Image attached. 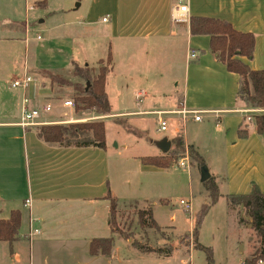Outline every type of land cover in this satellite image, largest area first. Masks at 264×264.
<instances>
[{
  "label": "crops",
  "instance_id": "1",
  "mask_svg": "<svg viewBox=\"0 0 264 264\" xmlns=\"http://www.w3.org/2000/svg\"><path fill=\"white\" fill-rule=\"evenodd\" d=\"M69 2L70 7L75 6L68 8ZM179 2L65 0L66 7L59 13L68 16L67 22L56 23L55 27L68 26V33L57 43L58 49L38 48L36 68L38 52L47 49L48 53H57L63 66L68 64L75 68L82 64L89 69L87 66L91 64L84 65L87 58L76 63L70 52L77 46L83 47L87 38L101 37L107 39V49L104 57L95 62V67L110 55L111 66L105 82L107 101L110 87L116 100L128 99L132 104L122 106L121 112L100 116L103 120H113L131 131L138 129L141 134V128L151 120L158 131V123L154 115L136 114L138 112L183 108L200 112V122L193 121L192 116L185 121L179 115H167L168 120L165 117L167 130L173 133L171 139L166 138L171 142L170 150L175 148L172 141L176 138L183 142L184 153L192 147L200 160L189 157L190 170L191 166L198 172L196 166L208 167L209 178L220 194L202 226L196 228L194 254L180 257L179 264H195L194 259L204 264L206 248L211 249L214 264H243L251 258L258 244L250 229V218L241 208L229 210L227 196L247 195L253 185L264 194V133H257L254 122L256 116H264V109L247 108L237 99L239 77L228 72L210 53L208 36H192L189 21L185 24L172 21L171 10ZM184 3L188 6L189 19H219L238 32L253 34V57L240 60L253 71H264V0H201V3L184 0ZM47 7V0H0V37L3 29L15 35L20 32L27 49L29 34L38 32L50 19ZM31 12L37 13L35 18L31 17ZM3 20L8 25L3 26ZM38 37L36 39L40 40ZM136 46L143 47L137 52L141 55L138 63L126 56L132 54ZM191 51L197 53L194 60L189 58ZM117 57L127 59L122 68H116ZM25 71L26 66L23 74ZM32 79L39 81L23 91V96H28L34 107L52 105V114L55 106L47 98V88L38 77ZM139 91L145 93V98L137 103L134 95ZM67 100L73 101L65 99L61 108L74 110L63 107ZM50 115L44 116L42 121L51 123L49 125L60 123L48 121ZM5 117L0 118V220L8 219L12 211H19L21 221L14 241L0 242V264H168L173 259L175 253L170 247L144 252L130 247L128 241L111 231L108 220L110 195L119 204L131 202L147 207L140 211H151L155 226H147L149 229H169L173 233L174 227L160 222L154 210V207L169 204L166 199L170 188L169 168L148 166L141 161L164 154L129 152L128 143L113 146L107 141L106 132L104 150L48 144L38 137L36 129L40 126L23 129L16 125L19 118L10 121ZM239 131H246L247 136L240 139ZM200 137L204 139L199 140ZM219 166L221 168H217ZM198 176L201 179L200 173ZM205 193L206 199L204 196L199 203V195L189 190L187 200L192 206L197 203L196 211L206 202ZM210 220L213 222L211 233L204 235L203 230ZM190 227L193 232L191 223ZM110 237L114 245L109 258L89 255L92 240ZM158 244H164V240Z\"/></svg>",
  "mask_w": 264,
  "mask_h": 264
},
{
  "label": "rangeland",
  "instance_id": "2",
  "mask_svg": "<svg viewBox=\"0 0 264 264\" xmlns=\"http://www.w3.org/2000/svg\"><path fill=\"white\" fill-rule=\"evenodd\" d=\"M194 3L201 0H192ZM49 7L46 9V13H51L50 19L46 21L42 28L38 32H31L28 36L27 49L24 41L21 37L22 33L19 34L13 32H7L5 29L2 30L0 37V118L5 117L6 120L16 121L19 118L20 113V103L23 96V90L21 88L12 89L10 83L13 79L21 78L23 75L24 67L26 66V71L31 78H39L41 84L44 88H47L48 96L47 98L55 106L53 113L49 116L51 122H64L66 120H85L82 122L76 123H86L93 121H103L105 125V132L107 141L109 143L118 144L122 146L123 143H128L131 145L129 152H143L146 154L158 155L160 150L157 148L156 143L163 138L171 139L172 131L169 129L165 132L156 131V125L151 120L146 123L141 128L142 133L139 134L135 130H130L127 127L116 123L113 120H103L100 116H97L93 113H75L74 110H64L61 108V103L65 99H74L76 96V91L71 86L61 85L51 81L50 76L61 77L70 81L71 84L84 83L81 79L76 78L74 73V67L71 65L68 67L64 65L62 59L57 58V53L52 51L48 53V50L40 49L38 52V68H36L35 58L37 50L40 46L50 47L51 49H58L60 47L59 43L67 35L68 26L63 28L55 27L56 23L67 22L68 16L65 14L59 13L61 10H64L66 7L65 0H47ZM29 3V1H28ZM71 2L68 3V8ZM75 6V5H74ZM73 6V7H74ZM70 7V8H73ZM37 13L31 12V17L35 18ZM22 19L25 16L24 10L21 15ZM20 17V15H19ZM49 17V16H48ZM2 25H8V22L5 20L2 21ZM19 35V36H18ZM37 36H40V40H37ZM107 39L101 37H90L87 38L83 47L80 45L75 47L73 51L70 52L71 58L75 62H81L82 59L87 58V62L91 65H88L89 70L92 76L97 75L99 66L95 67V62L103 58L107 49ZM113 46L116 48V45ZM143 49L142 46H136L132 54L126 55L127 57L134 58L135 63H138L141 56L139 51ZM67 56V55H65ZM57 58V59H55ZM25 61L26 64L25 65ZM148 61V58L146 59ZM63 63V64H62ZM127 63V59L123 61V58L117 57L116 68H122V66ZM105 65V64H103ZM78 69H84L82 64L76 65ZM91 67V68H90ZM37 76V77H35ZM117 79V78H116ZM38 79L34 81L37 82ZM108 106L109 112H121L122 106H131V101L120 102L116 100L115 93L112 92V89H108ZM36 104L35 106H37ZM70 113V114H69ZM168 120V116L166 117ZM70 124V123H69ZM72 124V123H71ZM61 125V124H56ZM136 127V126H135ZM203 136L202 134H199ZM204 139L200 137L199 140ZM138 146H136V144ZM191 170L180 169L177 167V164L172 165L169 168V183L170 188L168 192L166 191V199L169 201L168 205H162L160 208L154 207L155 216L160 222L172 225L174 227L173 233L171 230H152L150 227L141 226L138 220V213L140 209H146L147 207L138 205L137 203H117L115 214L113 215V233L116 237L121 238L125 241H128L130 247H137L144 252L143 250L147 249H157V248H171L175 254H173V259L168 262V264H179L180 257L187 258L188 255L192 256L194 253L192 250L195 249V235L192 233L193 225V214L191 216L188 213H184L177 206L178 202L181 199L187 200L189 195V190L191 189L195 196L199 195V203L202 200L206 199V191L204 183H200L202 180L199 179L198 173L200 175L206 170L208 173V167L196 168ZM221 168V166L217 167ZM205 176V175H204ZM192 177V180H191ZM201 196V197H200ZM196 202L193 203V210L196 212ZM200 208V207H199ZM149 210V209H148ZM147 211V210H144ZM145 219V217H144ZM147 219V218H146ZM148 221V220H147ZM213 221V220H212ZM242 221H244L242 219ZM169 222V223H168ZM209 223V222H208ZM213 222L208 224L203 230L204 235H209L211 233L210 228L212 227ZM149 225V224H147ZM200 225L198 228H200ZM199 230V229H198ZM177 233V234H176ZM164 240V244L159 245L158 241ZM163 243V242H161ZM172 244V245H171ZM165 245V246H164ZM171 245V246H170ZM192 251V252H191ZM189 253V254H188ZM199 252L195 254L198 256ZM193 260V257H192ZM195 264H198V261L194 259Z\"/></svg>",
  "mask_w": 264,
  "mask_h": 264
},
{
  "label": "trees",
  "instance_id": "3",
  "mask_svg": "<svg viewBox=\"0 0 264 264\" xmlns=\"http://www.w3.org/2000/svg\"><path fill=\"white\" fill-rule=\"evenodd\" d=\"M189 31L192 36H208L209 50L214 58L222 63L226 70L239 77L237 99L245 107L251 109H264V71H253L240 58L251 59L255 48V37L250 33H241L222 20L204 17L189 19ZM105 64V65H103ZM99 69L95 76L88 68H74L73 75L84 83L71 84L70 81L51 75V81L61 85L71 86L76 91L73 99L75 113L94 112L97 116L108 115L109 106L105 93L106 76L111 66V57L98 63ZM257 133H264V116L254 119ZM38 137L45 143L55 144L66 148H98L105 149V125L102 121L86 123H70L61 125H44L36 129ZM238 136L243 139L247 132L239 131ZM175 146L164 156L145 157L141 161L144 165L168 169L176 164L184 155L181 139L172 141ZM189 157L198 160L200 157L192 147H188ZM200 160V159H199ZM207 200L193 216V235L196 228L202 225L212 206L220 197L215 182L209 178L204 182ZM110 202L109 227L113 232L112 222L117 201L108 195ZM229 210L241 208L250 218V229L254 234L258 247L250 259L243 264L264 263V194L253 185L247 195L227 196ZM145 217V219H144ZM147 218V219H146ZM138 220L141 226H155L150 210L140 211ZM148 220V221H147ZM21 215L19 211H12L6 220H0V242L12 243L20 229ZM242 222V221H240ZM149 224V225H147ZM113 238L94 239L89 246V255L92 257H110L113 249ZM205 263L214 264L210 248L204 249Z\"/></svg>",
  "mask_w": 264,
  "mask_h": 264
},
{
  "label": "built area",
  "instance_id": "4",
  "mask_svg": "<svg viewBox=\"0 0 264 264\" xmlns=\"http://www.w3.org/2000/svg\"><path fill=\"white\" fill-rule=\"evenodd\" d=\"M188 13L189 10L187 4L184 3V0H180V2L176 6H174L171 10V19L174 23L185 24L189 21ZM103 21H106V19H103ZM38 39L40 38L38 37ZM189 58L191 60L196 59L197 53L191 51L189 53ZM33 83L34 80L29 75H27L25 71L20 79L19 78L13 79V81L10 83V87L12 89L21 88L23 91H26ZM134 98H135V102L140 103L142 99L145 98V93L143 91H139L134 95ZM63 107L73 109L75 107L74 102L71 100H67L63 103ZM51 112H52V105L44 104L41 107H34L31 105V99L28 96L24 95L21 100L19 119L16 125L23 129L29 127L49 125L51 123L43 122L42 118L44 116L50 115ZM136 114L154 115L158 123V132H165L167 130V122L165 119L167 115H179L181 116L183 121H185L189 116H192L191 118L195 122H200L202 119L200 112L189 111V110H185L184 108L178 111H154L148 113L138 112ZM249 120L250 119L247 118V121ZM70 122L71 121H64L58 124H69ZM176 164L177 167H179L180 169H187V170L190 169L189 154L187 151L178 160ZM25 203L26 205L29 204V200L26 201ZM177 206L180 209H182L185 213H188L191 216V213L193 212V206L190 200H180ZM33 233H37V231H33Z\"/></svg>",
  "mask_w": 264,
  "mask_h": 264
},
{
  "label": "water",
  "instance_id": "5",
  "mask_svg": "<svg viewBox=\"0 0 264 264\" xmlns=\"http://www.w3.org/2000/svg\"><path fill=\"white\" fill-rule=\"evenodd\" d=\"M156 146L162 154L166 155L171 149V142L167 140L166 138H163L162 140L156 143ZM203 171L204 172L201 174V180H202L201 182L204 183L205 181L209 179V174L206 172V170L203 169Z\"/></svg>",
  "mask_w": 264,
  "mask_h": 264
}]
</instances>
